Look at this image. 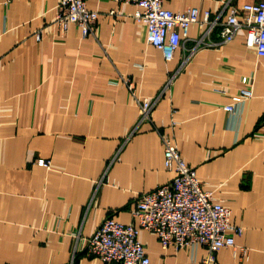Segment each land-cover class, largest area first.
I'll list each match as a JSON object with an SVG mask.
<instances>
[{"label":"crops","instance_id":"1","mask_svg":"<svg viewBox=\"0 0 264 264\" xmlns=\"http://www.w3.org/2000/svg\"><path fill=\"white\" fill-rule=\"evenodd\" d=\"M57 5L0 0V264H103L85 248L105 219L138 226L137 201L175 177L162 135L244 229L235 243L248 259L225 248L216 264H264V58L247 47L246 31L223 44L216 29L214 46L192 54L194 43L183 42L166 62L134 21L135 7L88 0L99 18L84 37L75 25L58 29ZM163 7H196L214 19L222 10L218 0ZM201 34L190 27V39ZM244 77L254 79V97L228 114ZM144 100L155 105L141 122ZM139 239L151 264H200L207 255L164 250L147 231Z\"/></svg>","mask_w":264,"mask_h":264},{"label":"built area","instance_id":"2","mask_svg":"<svg viewBox=\"0 0 264 264\" xmlns=\"http://www.w3.org/2000/svg\"><path fill=\"white\" fill-rule=\"evenodd\" d=\"M87 1L58 0L55 24L62 33L71 25L79 27L84 37L93 32L99 13L90 10ZM105 1L135 7L134 21L146 27L147 43L160 50L166 62L174 59L183 42L194 43L190 49L192 54L214 46L209 36L216 29L220 30L223 44L233 42L239 31L245 30L247 47L264 58V0L240 8L233 7L232 0H218L222 10L215 19L211 11L201 12L196 7L174 13L163 7L164 0ZM224 16L226 20L221 22ZM193 25L202 30L200 39H190L189 30ZM40 39L37 35V40ZM122 81L134 91L129 78ZM253 83V78H243V87L233 98V104L225 107L226 113H234L236 104L254 97ZM154 105L149 100L140 103L141 122L148 121ZM176 127L177 123L172 121V128ZM162 140L165 167L175 174L174 179L137 201L132 215L138 226L125 225L109 217L87 241L85 251L103 264H151L139 239L141 231H147L158 239L164 250L172 247L195 254L199 248H205L207 255L200 264H216L217 254L225 248H237L248 259L249 249L236 246V238L243 236L244 229L232 225L230 209L216 201L211 192L203 190L196 170L183 160L174 139L162 135ZM37 164L48 169L51 166L46 160H39Z\"/></svg>","mask_w":264,"mask_h":264}]
</instances>
